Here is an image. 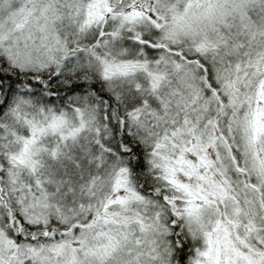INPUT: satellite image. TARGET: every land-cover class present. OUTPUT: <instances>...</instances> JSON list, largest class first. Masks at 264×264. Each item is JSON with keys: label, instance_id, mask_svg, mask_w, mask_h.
Here are the masks:
<instances>
[{"label": "snow or ice", "instance_id": "1", "mask_svg": "<svg viewBox=\"0 0 264 264\" xmlns=\"http://www.w3.org/2000/svg\"><path fill=\"white\" fill-rule=\"evenodd\" d=\"M0 264H264V0H0Z\"/></svg>", "mask_w": 264, "mask_h": 264}]
</instances>
